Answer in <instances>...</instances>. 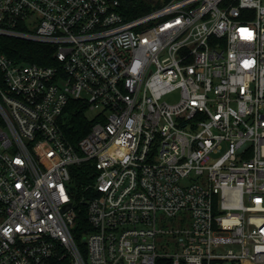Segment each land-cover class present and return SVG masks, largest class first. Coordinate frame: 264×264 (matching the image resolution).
<instances>
[{
	"label": "built area",
	"instance_id": "obj_1",
	"mask_svg": "<svg viewBox=\"0 0 264 264\" xmlns=\"http://www.w3.org/2000/svg\"><path fill=\"white\" fill-rule=\"evenodd\" d=\"M150 1L0 0V264H264V0Z\"/></svg>",
	"mask_w": 264,
	"mask_h": 264
},
{
	"label": "trees",
	"instance_id": "obj_2",
	"mask_svg": "<svg viewBox=\"0 0 264 264\" xmlns=\"http://www.w3.org/2000/svg\"><path fill=\"white\" fill-rule=\"evenodd\" d=\"M119 11L126 19H132L148 12L152 5L150 0H119ZM0 52L18 62L37 63L41 65L54 64V50L49 45L36 44L29 41L13 38L0 37ZM91 122L88 118L86 107L79 101H71L65 117L64 131L68 139L77 144L90 129ZM76 180L79 192L77 194L79 217L75 229V238L78 244L85 251L83 237L91 227L88 222L86 206L80 203L82 189L91 180L88 177L89 168L82 166L78 169ZM158 264H173L169 259H159Z\"/></svg>",
	"mask_w": 264,
	"mask_h": 264
},
{
	"label": "rangeland",
	"instance_id": "obj_3",
	"mask_svg": "<svg viewBox=\"0 0 264 264\" xmlns=\"http://www.w3.org/2000/svg\"><path fill=\"white\" fill-rule=\"evenodd\" d=\"M93 116H94V113H93V112H88V118H89V119H92ZM171 250L174 251L173 248H171ZM226 264H228V263H226Z\"/></svg>",
	"mask_w": 264,
	"mask_h": 264
}]
</instances>
